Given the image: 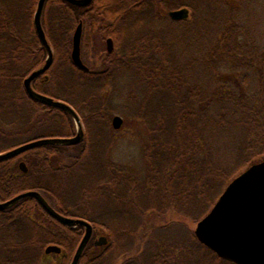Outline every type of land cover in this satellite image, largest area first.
I'll return each mask as SVG.
<instances>
[{"label":"trees","instance_id":"obj_1","mask_svg":"<svg viewBox=\"0 0 264 264\" xmlns=\"http://www.w3.org/2000/svg\"><path fill=\"white\" fill-rule=\"evenodd\" d=\"M36 2L0 0V152L41 136L73 135L74 121L64 110L31 99L23 87V78L46 57L33 25ZM249 3L250 0H92L78 6L66 0H46L42 25L53 48V63L33 80V87L69 103L58 91L92 82L93 93L83 101L86 103L99 95L104 99L106 89H111L108 83L112 76L133 71L132 77L144 88L141 102L145 103L151 90H159L165 104L159 102L160 112L154 120L171 121L174 139H153L148 150H143L146 155L151 150L163 155L159 170L152 164L147 166L145 182L127 174L123 178L127 177L131 192L140 186L148 192L159 187L155 182L161 177V198L169 202L167 208H173L170 202L178 198L182 203L179 211L185 215L195 208L197 215L192 220L197 221L241 167L264 157V26L260 29V20L250 22L245 18ZM158 6L188 7L190 13L181 20H172L167 13L160 35L148 28H136L134 36L126 39L127 17L133 14L139 23L142 19L147 22L152 12L157 16ZM79 21L83 62L88 25L97 21L102 39L103 35L112 37L114 49L104 54L100 68L84 62L88 69L82 70L70 58L72 34ZM177 42L180 52L174 48ZM116 91L113 88L112 92ZM127 110L134 117L143 112ZM42 127L51 130L30 135ZM87 149L85 140L74 145L45 144L1 160L0 200L24 190H38L62 214L92 222L93 233L78 264H113L123 253L111 243L94 245L102 227L98 218L87 210L77 211L78 201L73 205L65 202L67 174L79 166ZM20 160L25 161L27 172L19 169ZM122 171L119 173L124 175ZM111 179L108 184L114 185ZM179 180L185 184L182 186ZM178 183L182 188L173 189V184ZM141 225L149 228L142 221ZM82 233L81 226L61 223L35 198L25 197L0 210V264H68ZM196 242L192 246L182 244L177 252L172 251L173 247L172 253L157 251L159 258L152 264H186L187 257H198L199 264H210L211 258L221 260ZM52 243L61 247L59 254L44 253V247Z\"/></svg>","mask_w":264,"mask_h":264},{"label":"rangeland","instance_id":"obj_2","mask_svg":"<svg viewBox=\"0 0 264 264\" xmlns=\"http://www.w3.org/2000/svg\"><path fill=\"white\" fill-rule=\"evenodd\" d=\"M170 9L158 6L155 10L157 16H153L152 12V18L149 17L147 22L142 19V23L137 21L140 19L135 15H129L125 38H132L136 28H148L151 29V32L160 35L167 22L166 15ZM188 10L190 13V8ZM245 18L250 22L260 20L262 25H259L258 28L262 29L264 26V0H250L249 7L245 11ZM98 26L99 23L95 21L87 27V50L84 62L93 68L101 67L104 54L107 52L105 44L107 36L103 35L102 39ZM174 48L180 52V43H174ZM133 74L131 71L130 73L123 72L122 75L114 76V78L112 76L108 83L111 85V89H106L104 99L99 95L96 100L91 102L83 103L93 93L94 84L92 82L83 87L78 86L66 91H58L80 115L84 140L88 142V149L79 166L70 169L67 174L65 202L68 205H73L78 201L77 211L87 210L98 218L102 227L97 236L105 235L108 238V243H111L114 248L116 247L115 249L119 253H123L113 264H152L159 258L157 251H160L161 254L166 251L172 253L170 252L171 247H173V252H177L182 244L188 246L196 244L194 228L200 219L192 220V217L197 215L195 208L192 211L189 210L185 215L181 213L179 211L181 202L178 201V198L170 202L173 208H167L169 202H163L161 198V177L157 176L155 183L159 187L153 188L152 191L143 192L146 188L141 186L135 188L133 192L127 188L129 186L126 181L128 176H134L139 181L145 182L149 175L147 171L149 164L154 165L158 170L161 168L162 154L151 150L146 155L143 151L145 148L148 150L153 139L168 141H172L171 137L174 139L171 121L156 122L154 120L155 115L160 112L158 104L159 102L165 104V97L159 98V90H151L150 95L145 98V103L141 102L144 88L132 77ZM113 88H116V93L112 92ZM36 90L47 94L45 91ZM128 98L129 100L132 98L130 101L128 100L130 103L125 102ZM127 108L130 110L142 109L143 112L139 117H134ZM115 114L123 117V124L119 129H113L111 125V119ZM48 130L51 129L36 128L30 135L45 134L49 132ZM75 131L74 125L73 134ZM111 165L117 169L120 168L125 174H120V169L109 168L108 166ZM246 166L241 167L235 175ZM126 174L127 177L123 178ZM110 179L114 185L108 184ZM179 183L173 184L172 188L177 189L179 186L181 189L185 184L183 182L181 186ZM191 204L189 203L190 206ZM86 206L88 209H85ZM141 221L146 223L149 228L145 229L144 226L143 228L142 225L139 226ZM164 245L165 247H162ZM98 250L94 249L93 251L98 252ZM185 260H187L184 261L186 264H199L200 259L187 257ZM210 264L232 263L211 258Z\"/></svg>","mask_w":264,"mask_h":264},{"label":"water","instance_id":"obj_3","mask_svg":"<svg viewBox=\"0 0 264 264\" xmlns=\"http://www.w3.org/2000/svg\"><path fill=\"white\" fill-rule=\"evenodd\" d=\"M46 0H37L33 13L35 32L46 52L44 62L23 78L26 94L33 100L44 105L64 110L74 121L76 131L70 136H41L20 143L4 152H0V161L19 155L29 149L45 144L74 145L83 141L84 129L81 117L72 105L64 100L41 93L33 87V80L45 73L53 63V48L48 41L42 25V13ZM71 4L86 6L92 0H66ZM189 15L187 7L168 11L172 20H181ZM82 22L79 21L72 34L70 58L80 69L87 70V65L81 59ZM106 51H113L112 37L105 39ZM123 117L115 114L111 119L113 129H119ZM18 167L27 172L25 161L20 160ZM25 197L35 198L43 209L53 218L67 226H81L83 235L70 259L69 264H78L80 257L88 244L92 232L91 221L72 215H65L56 210L46 198L36 189L24 190L11 198L0 200V210L12 207ZM197 241L211 250L219 258L233 264H264V157L251 161L242 171L235 175L224 187L209 211L202 216L194 228ZM95 246L108 243L105 235L97 236L93 241ZM61 247L48 244L44 247L45 254H59Z\"/></svg>","mask_w":264,"mask_h":264},{"label":"flooded vegetation","instance_id":"obj_4","mask_svg":"<svg viewBox=\"0 0 264 264\" xmlns=\"http://www.w3.org/2000/svg\"><path fill=\"white\" fill-rule=\"evenodd\" d=\"M84 140V139H83ZM70 227H75V226H70ZM83 228V227H82ZM83 232H84V229H83ZM83 234V233H82Z\"/></svg>","mask_w":264,"mask_h":264}]
</instances>
